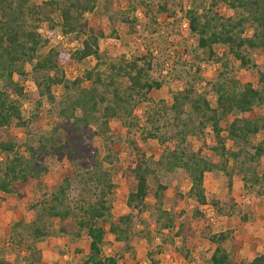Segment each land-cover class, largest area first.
<instances>
[{
	"label": "trees",
	"instance_id": "trees-1",
	"mask_svg": "<svg viewBox=\"0 0 264 264\" xmlns=\"http://www.w3.org/2000/svg\"><path fill=\"white\" fill-rule=\"evenodd\" d=\"M169 1L175 3V0H162L155 5L145 3L144 15L152 24L156 23L155 19L167 10ZM176 1L182 8L184 0ZM187 1L189 4L182 11L194 41L184 52L193 59L218 64V72L213 79L203 82L200 66L190 71L187 62H181L183 70L174 76L180 88L173 91L169 105L157 101L143 112L145 124L149 125L146 128L139 123L135 107L150 100L151 89L161 87L162 82L154 78L153 73L168 71L149 51L130 58L122 55L105 59L99 46L104 28L94 16L98 0H43L39 4L32 0H0V128L15 124L23 131L20 141L0 132V195L13 194L19 203L22 202L29 180L38 179L46 171L44 158H63L67 163L61 166V182L56 191L39 201L38 215L39 218H58L62 232L67 231L66 219H74L76 234L84 232L88 237L85 257L80 264H119L117 256L102 252L106 234L112 233L116 241L131 250L136 233L131 210L143 212L149 196L154 200L157 230L175 231L180 236L182 226L162 206L166 186L157 181L154 187L149 184L154 167L139 141L144 143L149 138H158L161 143L175 140L173 146L163 150L156 163L168 171L184 170L190 180L187 197L198 205L209 202L204 176L217 169L226 174L229 192L232 191V177L238 174L247 191L264 196V138L256 143L252 141L264 129V113L255 117L247 115L264 105V66L253 60L254 51L264 49V0ZM103 2L108 7L113 0ZM218 3L226 4L233 14L218 13L214 9ZM107 15L113 33L117 23L129 26L136 23L130 8ZM56 34L66 40V46H52L42 52ZM72 42L78 45L70 48ZM216 45L225 47L226 51L219 52ZM88 57L95 58L94 65L84 69L80 76L67 78L64 64L80 63ZM230 57L239 67L252 69L258 75L257 86L248 80L236 79ZM26 65L37 74L33 110L29 116L22 110ZM85 81L90 82L88 87L82 86ZM202 83L203 91H198L196 85ZM54 85L63 90L60 104L51 93ZM209 93L215 96L214 106L207 98ZM44 96L50 105H57L60 118L47 130L42 128L39 114ZM241 114L244 116H239ZM112 118H118L132 134L126 140L130 158L123 170L124 176L131 181L125 200L131 212L116 217L113 202L118 186L114 174L118 170H114L117 150L111 146L115 143L109 124ZM225 120L227 124L223 123ZM208 126L215 142L203 144L221 158L220 162L203 156L202 147L192 150L183 146L187 135H194ZM162 129L164 133L160 132ZM84 136L89 141L85 142ZM95 137H99L105 147L103 154L91 144ZM228 138L236 145V150L226 147ZM177 196L183 197L180 193ZM232 202L231 199V204L225 208L221 203L222 206H218V200H210L221 214L232 213ZM48 235L46 228L34 224L30 237L34 244ZM232 239L227 230L209 234L213 250L206 264H238L224 246ZM25 249L33 259V245ZM157 263V259H151V264ZM0 264H7L1 246ZM250 264H264V251L252 254Z\"/></svg>",
	"mask_w": 264,
	"mask_h": 264
},
{
	"label": "rangeland",
	"instance_id": "rangeland-1",
	"mask_svg": "<svg viewBox=\"0 0 264 264\" xmlns=\"http://www.w3.org/2000/svg\"><path fill=\"white\" fill-rule=\"evenodd\" d=\"M32 1L39 4L43 0ZM161 1L113 0L112 3L107 4L108 7H105L103 0H98L94 10V16L100 20L105 32L104 36L99 39L100 50L105 55V59H113L122 55L130 58L149 51L157 62L163 63V68L169 72L153 73L152 76L160 80L162 85L158 89L153 88L149 91L150 100L135 107L134 112L139 115L140 124H145L143 112L153 106L155 102L164 101L167 105L171 103L173 91L181 86L174 80L175 73L183 70L181 62L186 61L187 70L190 71H193L196 65L200 66L203 82L213 79L219 68L216 63L193 59L184 52H187V48L194 41L188 32L187 21L182 11L189 4L187 0L183 1L182 8L179 7L176 0L175 3L169 1L167 10L163 11L158 19H155L156 23L154 24L144 15L145 3L155 5ZM129 8L132 9L136 23L133 26L117 23L114 27L115 33H113L111 31L112 23L109 21L107 13L115 14ZM214 9L224 16L233 14V11L223 3H218ZM155 10L154 7L153 11L155 12ZM77 45V42H72L69 47L74 48ZM52 46L64 47L66 40L56 34L42 49V52H46ZM216 48L219 52L226 51V48L221 45H216ZM230 59L236 79L241 82L248 80L254 86L258 85V75L252 69L241 68L231 57ZM253 60L256 64L264 66V49L254 51ZM94 63L95 58L88 57L80 63L64 64L67 78L72 79L80 76L84 69L91 68ZM25 71L27 73L22 82L24 86L22 110L25 116H29L33 110L32 95L35 90L37 74L31 70L29 65L25 66ZM89 85V81L82 83L84 87ZM202 86L203 83L197 84L196 89L203 91ZM51 93L56 96L57 102L60 104L63 95L61 86H52ZM207 98L214 106L215 96L209 93ZM57 111L56 104L50 105L46 96L42 97L39 114L43 129L47 130L59 121ZM263 113L264 105L254 108L247 115L255 117L263 115ZM223 123L227 124L228 121L225 120ZM109 124L115 140L111 146L117 150L114 170H118V172L114 174V178L118 187L113 202V212L116 217L131 210L125 204L131 181L124 176L123 170L130 158L129 145L126 140L131 138L132 134L126 131V127L118 118H112ZM144 127L148 128L149 125L145 124ZM164 131L165 129H162L160 132L164 133ZM0 132L5 137L14 138L17 141H20L23 136V131L15 124L0 128ZM170 133L173 132L170 131ZM262 138H264V129L253 137L252 141L256 143ZM84 139L85 142L89 141L86 136ZM174 142L175 140L168 139L161 143L158 138H149L144 143L139 141L138 144L146 156L152 160L154 167V175L149 177V184L154 187L157 181L166 186L162 206L169 210L179 226H182L180 236H177L175 231L159 232L157 230L153 214L154 200L152 196H149L147 208L143 212L131 210L134 214L136 228V233L133 236V248L125 249L121 243L114 239L112 233L107 232L102 245L103 254L117 256L119 264H151L153 258L158 260L157 264H206L213 250V246L208 241V235L227 230L231 232L233 239L224 244L226 249L238 264H250L252 254L264 251V196L258 195L254 191H247L238 174L233 175L232 191L229 192L226 174L217 169L207 172L204 176L203 185L209 202L205 205H198L193 199L187 197L186 192L190 186V180L184 170L176 168L168 171L156 163L163 150L173 146ZM204 142H215L214 133L209 126L194 135H187L183 146L192 150L202 147L203 156L220 162L221 158L208 150L203 144ZM91 144L103 154L105 147L99 137L93 138ZM225 145L232 150L237 148L229 138L225 140ZM262 162L264 163V157ZM66 163L63 158L46 156L43 160L46 171L42 172L38 179L29 180L24 187L25 197L20 203L13 194L0 195V246L4 249L7 264H80L85 257L84 251L87 248L88 237L84 232L76 234L77 227L72 217L66 219L64 225L67 231L62 232L59 228L58 218H46L45 216L39 218L38 215L40 212L39 201L43 199L44 195L47 197L57 190L62 177L61 166ZM63 166L65 167V165ZM227 166L228 168L231 166L230 161ZM179 193L182 194V198L177 196ZM212 199L218 200V206L224 205L225 208L231 204L232 199V213H219L218 207H214L210 203ZM34 224L46 228L49 235L41 237L33 244L30 234ZM27 245L34 247V251L32 250L33 259H31L32 255L29 256L26 253ZM28 259L30 261H27Z\"/></svg>",
	"mask_w": 264,
	"mask_h": 264
}]
</instances>
